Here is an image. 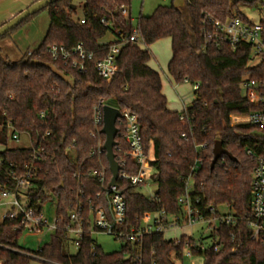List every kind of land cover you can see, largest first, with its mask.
I'll list each match as a JSON object with an SVG mask.
<instances>
[{
	"label": "trees",
	"instance_id": "1",
	"mask_svg": "<svg viewBox=\"0 0 264 264\" xmlns=\"http://www.w3.org/2000/svg\"><path fill=\"white\" fill-rule=\"evenodd\" d=\"M82 1V17H77L76 0H58L39 11L48 12L49 27L31 54L27 50L19 60L0 54L3 136L0 142L4 145L0 149V193L14 189L18 179L32 170L33 186L27 191L28 198L36 205L55 197L58 217L57 230L35 251L19 244L25 232L21 215L3 219L0 223L2 264L34 261L40 264H176L172 257L182 259L187 248L192 255L203 256L205 264H264V243L251 239L247 226L252 216L255 163L246 152L247 148L256 151L262 148L264 125H233L231 120L233 114L255 109L244 94L242 80L248 74L254 77L258 74L249 66L248 45L234 51L228 45L207 46L204 40L205 30L211 28L208 17L227 21L238 15L249 21L242 6L253 8L257 3L264 5V0H185L180 7L172 0L170 5L157 6L150 16L140 15L137 22L131 16L132 0ZM122 7L128 9V16L121 13ZM39 12L0 36V41ZM82 18L85 23H81ZM102 19L114 27L106 26ZM116 30L124 38L138 30L144 44L127 42L123 46L118 70L110 80L99 76L93 63L81 72L54 60L47 50L52 44L71 47L82 42L98 59L108 48V43H102L101 39L109 31L116 34ZM164 38H171L172 56L167 71L173 82L199 84L192 105L182 112L169 109L162 76L149 65L152 55L148 47ZM98 104L136 114L145 148L151 143L154 147L156 160L151 162L152 183L156 184L154 197L145 195L140 185L118 181L127 201L125 228L139 225L148 212L164 210L166 214L183 215L179 199L186 192V181L194 166L197 170L192 174V195L201 197L204 216H215L209 211L211 205L216 208V215L221 213L219 207L228 206L242 218L237 226L217 223L209 235L208 245L197 242L193 236L182 235L178 243L164 233H153L145 236L139 249L126 244L120 251L111 253L95 244L86 227L79 249L70 253L66 232L72 223L70 211L82 203L87 216L91 206L104 203L96 197L101 187L89 176V171L99 167L101 160L108 179L112 176L105 151L100 160L97 153L92 154L105 143L102 129L96 137L92 136L96 132L94 107ZM182 115L184 121L180 118ZM9 129L21 137L27 136L30 145L8 147ZM116 140L118 146L128 148L123 136ZM216 140L222 141L236 160L224 156L211 169ZM115 153L121 155L118 150ZM124 169L135 174L139 166L128 160ZM82 184H85L83 194L79 192ZM93 247H96L94 254Z\"/></svg>",
	"mask_w": 264,
	"mask_h": 264
},
{
	"label": "built area",
	"instance_id": "2",
	"mask_svg": "<svg viewBox=\"0 0 264 264\" xmlns=\"http://www.w3.org/2000/svg\"><path fill=\"white\" fill-rule=\"evenodd\" d=\"M121 13L124 16L129 15L126 7H122ZM102 22L106 26L114 27L113 24L108 23L105 19H102ZM207 22L211 28L205 30V45H228L234 51L242 46L248 45L251 50L249 66L255 69L258 74L256 77L248 74L242 80L244 94L255 106V109L244 114H233L231 118L233 117L237 120L233 125H264V19L258 22L251 20L245 21L238 15H235L227 21L208 17ZM81 23H85V18L81 19ZM114 35L115 40L108 43L106 54L98 59H95L94 53L88 50L82 42L71 47L63 44H52L48 46L47 50L54 60L63 61L81 72L87 71L89 65L93 63V67L98 75L110 80L118 70L117 62L123 46L127 42L144 44L138 30H134V33L126 38H124L120 30H116V34ZM29 54H31V51ZM192 86L195 91L198 89L199 84L196 83ZM103 106V104H98L94 107V124L96 128V132H92V136L94 137L97 136L98 131L104 125ZM121 113V117L117 119V127L119 128L118 136H123L128 148L123 149L118 144L114 148V150H118L121 153V155L116 156L122 166L117 184L112 185L110 183L111 178L108 179L106 168L100 160L104 149L99 145L98 150L92 152V154L97 153L100 166L91 169L89 176L100 184L101 190L97 192L96 197L99 200H103L104 203L98 207L91 206L89 215L87 216L86 207L82 203H78L70 211L72 223L66 227V232L69 235V245L72 244L76 250L79 249L86 233V227H88L89 233L94 239L96 234L104 233L112 236L122 246L130 244L139 249L146 235L153 233L167 234L170 231L179 229L180 226L192 228L201 223H208L213 229L219 222L234 227L237 226L242 218L236 216L228 206H226L229 208L228 212H221L219 215H216V208L211 205L209 211L215 214V216L213 218H206L204 216L201 210V197H193L192 195V174L197 170V166H194L192 174L186 181V192L179 199V203L183 208V215L166 214L164 210L155 213L148 212L145 213L139 225L125 228L127 201L123 195V191L119 187L118 181L127 180L132 185L149 186V184H152V175L154 172L151 162L155 161L156 158L152 143L148 149L143 144L141 127L137 115L122 109ZM43 116L44 113L41 114V117ZM180 118L184 121L183 115ZM11 131L12 139L19 142L21 140L20 134L12 129ZM182 135L186 137L185 133ZM246 152L255 163L252 172V216L247 221V226L250 230L251 239L264 243V145L259 151L253 148H247ZM128 160L139 166L137 173L131 174L124 169ZM74 175L77 176L78 174L74 173ZM32 177L33 172L29 170L24 176L18 179L14 189L4 190L0 193V197L6 201L5 204L9 205V209L4 214L3 219H13L21 215L25 230L41 231L47 229L50 233L55 232L58 228V217L56 213L54 214L53 221L49 222L44 214L43 204L38 203L34 205L27 196L28 189L33 186L31 181ZM84 187L85 184L79 187V192L82 194ZM148 196L154 197V193ZM54 206L56 209V202ZM213 222L216 224L212 225ZM173 239L178 243L181 241V237ZM232 240L235 241L234 235H232ZM95 244H98L96 239ZM95 250L96 247H93V254ZM185 252L188 256L192 255L188 248L185 249ZM28 253L34 257H38L35 254ZM125 254L128 255V253ZM2 263L0 261V264ZM153 264H156V262H153Z\"/></svg>",
	"mask_w": 264,
	"mask_h": 264
},
{
	"label": "rangeland",
	"instance_id": "3",
	"mask_svg": "<svg viewBox=\"0 0 264 264\" xmlns=\"http://www.w3.org/2000/svg\"><path fill=\"white\" fill-rule=\"evenodd\" d=\"M172 0H132L131 4V16L134 22H137L140 15L150 16L159 5H170ZM77 5V17L83 16L84 4L82 0H76ZM242 11L248 16L251 21L258 22L264 19V6L257 3L255 7L250 8L248 6H242ZM49 27V15L48 12L43 10L39 12L32 20L23 25L21 28L13 32L10 37H7L0 41V54L2 56H9L12 60H19L23 57L27 48L37 47L41 40L44 38ZM115 40V35L112 31H109L104 38L101 39L102 43H110ZM148 49L151 52V60L149 65L156 69L162 76L163 92L168 99V107L170 110L182 112L186 108L190 107L195 99V92L192 84L184 82L182 84H175L167 71V65L172 56L171 38H164L150 45ZM232 124L237 121L235 118H231ZM0 124L2 120L0 117ZM12 131L8 130L7 140L8 147L15 146H29L30 141L27 136H22L19 142L15 141L11 137ZM1 126H0V138ZM4 148L2 142H0V149ZM71 155V153H70ZM156 190V184L152 183L149 186L143 187L141 191L145 195H151ZM5 200L0 197V223L3 221L4 214L9 209V205L5 204ZM55 197L49 198L43 203V210L45 216L49 222H52L55 214ZM221 212H228L229 208L226 206L219 207ZM216 223L213 222L212 225ZM212 228L208 223H201L192 228L180 226L179 229L170 231L166 234L167 238H177L182 235L193 236L197 242L203 241L205 245L211 243ZM50 232L47 229L41 231H31L26 229L19 240L21 247L35 251L39 247H42L50 240ZM97 243L101 248L107 252L120 251L122 244L116 242L112 236L98 233L95 235ZM70 253H76V248L70 244ZM176 264H205V259L200 255L188 256L186 252L183 258L180 259L174 255L172 257ZM32 264H40V262L34 261Z\"/></svg>",
	"mask_w": 264,
	"mask_h": 264
},
{
	"label": "water",
	"instance_id": "4",
	"mask_svg": "<svg viewBox=\"0 0 264 264\" xmlns=\"http://www.w3.org/2000/svg\"><path fill=\"white\" fill-rule=\"evenodd\" d=\"M58 0H39L32 5H30L28 8L24 9L19 14L15 15L13 18H11L8 22L0 26V36L5 35L12 29H14L16 26H18L20 23H22L26 18L29 16L39 12L40 10L47 7L49 4L54 3ZM185 3V0H175L174 5L176 7L183 6ZM75 7V5H73ZM121 109L112 105L105 104L103 106V120L104 125L102 128V132L105 135V143L103 146V149L106 154V158L109 163V169L111 171V184L116 185L117 180L119 177L120 170L122 169V166L118 162L116 158L115 153V146H117V137L119 134V128L117 127V119L121 117ZM213 159L211 161V169H214L217 162L220 158L223 156H228L233 160H236V158L227 150L224 148L222 141L216 140L213 144Z\"/></svg>",
	"mask_w": 264,
	"mask_h": 264
},
{
	"label": "crops",
	"instance_id": "5",
	"mask_svg": "<svg viewBox=\"0 0 264 264\" xmlns=\"http://www.w3.org/2000/svg\"><path fill=\"white\" fill-rule=\"evenodd\" d=\"M36 1H38V0H0V26L2 24H4L6 21L13 18L19 12L28 8L32 3L36 2ZM34 48H36V47H29V48H27V50L31 51ZM7 57H9V56H7Z\"/></svg>",
	"mask_w": 264,
	"mask_h": 264
}]
</instances>
